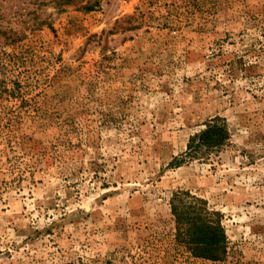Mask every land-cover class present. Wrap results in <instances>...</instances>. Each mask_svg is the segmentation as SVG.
<instances>
[{"label":"rangeland","instance_id":"1","mask_svg":"<svg viewBox=\"0 0 264 264\" xmlns=\"http://www.w3.org/2000/svg\"><path fill=\"white\" fill-rule=\"evenodd\" d=\"M0 0V264H264V0ZM215 117L230 143L172 164ZM222 213L226 259L170 202Z\"/></svg>","mask_w":264,"mask_h":264},{"label":"trees","instance_id":"2","mask_svg":"<svg viewBox=\"0 0 264 264\" xmlns=\"http://www.w3.org/2000/svg\"><path fill=\"white\" fill-rule=\"evenodd\" d=\"M51 3L57 8L79 4L88 12L100 6V0H52ZM230 140L225 119L215 117L203 130L190 137L186 151L172 164L180 167L190 161L209 159L218 155ZM170 206L178 243L186 246L194 258L212 262L226 259L228 236L221 212L214 210L206 199L183 190L173 193Z\"/></svg>","mask_w":264,"mask_h":264}]
</instances>
